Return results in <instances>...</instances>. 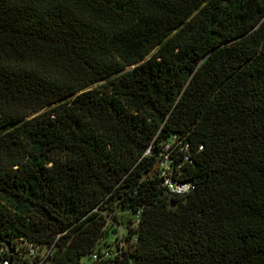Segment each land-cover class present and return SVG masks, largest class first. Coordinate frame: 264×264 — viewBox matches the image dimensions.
<instances>
[{
	"label": "trees",
	"instance_id": "16d2710c",
	"mask_svg": "<svg viewBox=\"0 0 264 264\" xmlns=\"http://www.w3.org/2000/svg\"><path fill=\"white\" fill-rule=\"evenodd\" d=\"M168 142L187 194L161 184ZM17 240L43 264H264V0H0Z\"/></svg>",
	"mask_w": 264,
	"mask_h": 264
},
{
	"label": "built area",
	"instance_id": "2783aa9c",
	"mask_svg": "<svg viewBox=\"0 0 264 264\" xmlns=\"http://www.w3.org/2000/svg\"><path fill=\"white\" fill-rule=\"evenodd\" d=\"M182 150V148H181ZM171 144L165 143L162 146V151L158 155L156 168L161 184L172 195H184L190 192L193 185L190 181H179L172 175V169L180 167L182 161H187L188 156L186 153L182 156V161L173 160L174 154H171ZM16 246L13 250L8 248H0V264H43L44 259L49 251L46 247L35 246L32 244L23 243L20 240L16 241ZM118 247L121 246L118 242ZM114 247V248H113ZM119 248L115 244L109 247L102 248L100 252H94L91 255L92 260L103 259L112 255H116Z\"/></svg>",
	"mask_w": 264,
	"mask_h": 264
},
{
	"label": "rangeland",
	"instance_id": "374dc122",
	"mask_svg": "<svg viewBox=\"0 0 264 264\" xmlns=\"http://www.w3.org/2000/svg\"><path fill=\"white\" fill-rule=\"evenodd\" d=\"M124 213V212H123ZM114 248V247H113ZM89 261H90V257L88 255H85L81 258L80 262L82 264H89Z\"/></svg>",
	"mask_w": 264,
	"mask_h": 264
},
{
	"label": "water",
	"instance_id": "95a60500",
	"mask_svg": "<svg viewBox=\"0 0 264 264\" xmlns=\"http://www.w3.org/2000/svg\"><path fill=\"white\" fill-rule=\"evenodd\" d=\"M174 205V203H171V206H173Z\"/></svg>",
	"mask_w": 264,
	"mask_h": 264
}]
</instances>
